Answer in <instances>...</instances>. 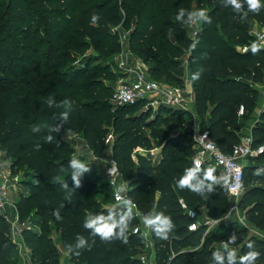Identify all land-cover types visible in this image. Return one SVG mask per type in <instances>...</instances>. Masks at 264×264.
Wrapping results in <instances>:
<instances>
[{"label": "trees", "instance_id": "16d2710c", "mask_svg": "<svg viewBox=\"0 0 264 264\" xmlns=\"http://www.w3.org/2000/svg\"><path fill=\"white\" fill-rule=\"evenodd\" d=\"M240 2L243 11L248 12L246 18L232 6L225 7L226 0H0V145L12 169H24L25 177L30 178L29 194L20 198L17 207L21 221L30 215L39 218V230L23 232L34 264H61L53 232L60 235L75 264H142L139 256L145 250L141 249L139 239L146 241L128 228L127 242L122 238L106 242L84 227L89 215L108 212L91 199L101 176L85 165L89 171L79 174L80 187L75 186L74 170L69 166L75 158V148L64 136L63 128L59 133H51V143L45 139L48 128L59 124L51 115L45 94L52 99L61 95L71 101L69 119L63 126L71 122L76 133L82 130L85 142L99 157L106 150L110 134L106 126L111 123L112 153L123 178L136 172L133 186L137 188L131 189V196L145 215L163 213L175 225L167 240L151 232L156 264H212V253L224 252L223 243L233 233L238 239L229 247L237 252V264L239 257L250 250V242L261 253L254 264H264V237L250 234L245 225L231 222L226 229L222 223L208 232L205 226L197 231L188 229L192 220L179 200L183 199L192 210L205 207L208 218L221 220L229 209L223 183L213 185L214 191L204 195L179 188L177 182L185 170L195 166L192 157L178 154L177 149L174 150L177 158L163 160L160 170L145 156H139L136 162V149L154 148L152 136L144 131L143 115L136 113L142 101L113 110L105 101L109 88L98 90L92 101H77L76 85L84 70L80 65L69 66L97 41L105 53L109 52L112 40L107 27L121 23L118 10L122 8L125 25L136 20L134 34L139 35L132 41V48L153 49L157 54L156 80L164 78L167 84L184 87L182 57L185 51H190L191 76L201 72L198 80L191 79L196 108L202 117L200 129L208 130L220 149L230 152L242 141L241 120L251 116L257 107L260 98L257 85L264 84V47L256 54L251 48L246 52L241 50L254 40L251 25L264 26V0L259 13L248 11L246 0ZM193 3L206 10L212 22L202 21L201 29L191 38L184 22L176 16L180 9L191 12ZM94 14L99 17L96 23L92 22ZM184 19L187 21V14ZM173 22L174 40L166 35ZM194 41H198L195 49L191 48ZM90 62L87 59V67ZM241 106L245 109L242 118L238 115ZM66 110L69 109L65 106L58 112ZM182 114L181 109L171 108L161 119L162 123L185 124ZM34 125L41 126L39 133L32 132ZM192 137L193 131L181 135L186 139ZM36 144L40 145L38 151ZM260 145H264V111L252 129V146ZM209 168L214 169L216 177L222 176L213 167L204 166L201 171ZM260 168H264V151L245 167L246 191L240 206H246L248 222L264 231V174H255ZM64 183L67 189L62 186ZM103 183L111 189L109 182ZM140 195L142 200L138 199ZM139 222L134 215L129 226ZM221 229L225 231L220 233ZM78 236L87 239L92 247L76 249ZM16 253L10 225L0 219V264H18Z\"/></svg>", "mask_w": 264, "mask_h": 264}, {"label": "rangeland", "instance_id": "374dc122", "mask_svg": "<svg viewBox=\"0 0 264 264\" xmlns=\"http://www.w3.org/2000/svg\"><path fill=\"white\" fill-rule=\"evenodd\" d=\"M120 2L128 1V0H119ZM200 10L198 6L193 3L192 4V11ZM1 11V10H0ZM118 14L122 16V21L118 25H108L107 29L110 33V39L112 42L109 44V52L105 53L100 42L93 46H88L85 49V52L82 55H77V59L74 62H70L69 66L80 65L83 68V73L79 82L76 85V91L78 93L76 100L81 102L92 101L96 97V93L98 90L102 91L103 89L109 88L110 92L107 94V98L105 99L108 105L113 107V110L117 109L116 103L113 101L112 94L116 88V86L121 82H126L130 80V71L135 69L136 67H141L142 69L148 70L151 77L154 79L156 78V72L154 70L158 67L157 61V54L153 49L149 50H142L140 48H132L131 43L135 41L139 34H134V30L136 29V20L133 19L130 25H125V19L123 18L125 12L122 8L118 10ZM184 27L186 29V33L188 36L194 38V30L195 27H192L190 23H184ZM166 35L173 39L175 38L174 35V22L172 23L171 28L167 29ZM103 52V53H102ZM190 51H185L183 55V63L187 61L188 55ZM90 58V63L88 67L86 66L87 59ZM100 59V60H97ZM157 60V61H156ZM87 67V68H85ZM77 66H75V69ZM74 71V70H73ZM72 71V72H73ZM188 71V72H187ZM186 67L184 66V83L185 86L187 84L188 73L191 74V67L188 63ZM163 84H167L165 79H160ZM70 81H72L70 79ZM187 87V86H186ZM99 96V95H98ZM45 98L47 94L44 95ZM187 101H191L190 94H186ZM64 101V96L56 95L53 98V106L52 108V117L56 119L59 123L60 121V112L65 106L57 107V104H62ZM171 108L158 105L154 103L153 98H146L142 100V104L139 106L136 113L142 114L144 117V131L151 135L154 141V148L151 151L138 148L134 151V158L138 162L139 156H145L149 159L152 166L156 167L160 170L161 163L163 160L168 159L170 157L177 158L174 150H178V154L184 156H195V146H193L194 139L192 138H181V135L186 131H194L195 129L200 127L202 117L199 115L196 105L191 104L188 110L181 109L183 111L182 117L185 121V124L180 126H167L162 123V118L168 115V112ZM179 109V108H177ZM264 111V109H263ZM63 112V111H62ZM263 113V112H262ZM261 113V115H262ZM253 115V114H252ZM251 116L246 119H242L240 125L244 127V131L240 129L239 134L241 137H249L252 135L250 125L255 124L257 125L261 120V115L259 119H256V122H251ZM83 127V122H82ZM107 128H110V134L108 136V142L106 146V150L102 153L105 156L110 152V145L112 142V131H111V123H107ZM64 136L69 137V139L75 144V153L74 157L79 159L82 163L86 166H89L91 169L97 171L101 176L99 182L95 184L94 187V194L92 195L91 199L92 202L95 204H100L103 209L107 211L114 206L119 209L120 207L113 201L112 198V188L104 187L103 182H108V178L105 172V166L103 163L99 162L98 160L94 159V155L91 153L89 147L86 145L85 141L83 140V132L74 131V126L71 122L64 124L63 126ZM251 133V134H250ZM164 137H167V141L164 140ZM170 147V148H169ZM140 150V151H139ZM102 155V157H105ZM99 157V156H97ZM250 163V162H249ZM1 173H6L10 175V182H9V191L7 196V205H6V212L9 216L11 222L17 220V212L16 206H18L19 200L23 195L29 194V186H27V181H30V178L25 177V170L24 169H16L13 170L11 167V161L7 160L5 157V153L0 145V175ZM136 172H133L130 175H124V180L130 184L132 187L131 189L137 188V186H133L135 181ZM256 182V180L254 181ZM20 194V195H19ZM139 193H136L138 196ZM108 197V199H107ZM139 200L143 199V196L140 195L138 197ZM16 202V203H15ZM246 206H240V213L241 216H245V219L239 217L238 221H234L233 223L238 225H245L248 222L246 217ZM242 212V213H241ZM106 212L103 215H107ZM39 218L34 215H30L28 218L24 219L23 222L26 224L32 225L35 229L39 230ZM232 221V220H231ZM230 221V222H231ZM9 224L8 222H6ZM249 224V222H248ZM10 225V224H9ZM219 226V225H218ZM218 226L213 227V229L218 228ZM247 226V224H246ZM134 226H129L128 228H133ZM249 228V233H254L253 226H247ZM11 228V225H10ZM224 231L223 229L220 230V233ZM264 233V231H262ZM12 234V233H11ZM55 233L53 232V235ZM256 234V233H254ZM55 236V235H54ZM21 238V237H20ZM23 244V241H22ZM139 244L142 250H147L146 241L142 238L139 239ZM25 250L23 244V252ZM69 252V250H66ZM28 253L30 254V250L28 249ZM70 255V252H69ZM15 259L18 260V263L21 259V247L17 244V253L15 255ZM60 257V253H59ZM25 258L27 264H32L31 260H29V256L25 254ZM71 258V255H70ZM61 261V259H60ZM61 264L62 261H61ZM86 264V263H84Z\"/></svg>", "mask_w": 264, "mask_h": 264}, {"label": "built area", "instance_id": "2783aa9c", "mask_svg": "<svg viewBox=\"0 0 264 264\" xmlns=\"http://www.w3.org/2000/svg\"><path fill=\"white\" fill-rule=\"evenodd\" d=\"M201 23L202 21L198 20L190 23L192 27L196 28L193 32L194 36L201 29ZM250 34L253 36L254 40L250 45L241 48L242 52L248 51L253 43H257L260 47H264V27L258 28L257 26H251ZM130 72V80L119 83L114 90L113 101L117 106L135 104L139 101L145 100L146 98H153L154 103L158 105L185 110H188L191 104H194V106L196 105L194 95L187 91L186 86L182 87L178 85L163 84L151 77L148 70L142 69L141 67H136ZM186 94H190L191 101H187ZM238 115L240 118L245 115L244 106L240 107ZM193 139L196 151L195 156L192 158L194 166H196V162L199 161L200 168L204 166L213 167L218 169L222 175L229 177V185L228 187H225L229 201V209L221 220L210 219L201 214L200 210L197 211L190 209L188 204L183 199L179 200L182 208L192 220L188 229L190 231H197L201 227L205 226L207 227L208 232L215 226L222 223L226 224L228 219L234 214L240 213V200L246 191L244 186L245 167L249 164L251 159L257 158L264 151V145L253 147L251 135L243 138L239 144L233 146L230 152H224L211 138L210 132L208 130H201L200 127L193 131ZM94 159L103 163L105 166V174L113 191V201L119 207H122L120 200L117 198L119 196L123 199H131L135 205L133 213L135 217L139 218L140 222L132 228V233L143 236L146 240L148 248L139 256L141 263L156 264L154 243L151 240L152 230L144 225L143 216H145V214L140 209L137 201L131 196L130 192L132 187L124 180L122 172L113 157V153L105 157H95ZM9 182L10 175L1 173L0 219H4L11 225L12 239L21 247V254L25 255L27 254V251L24 250L23 252V244L19 238L23 237V232L25 230L35 228L32 225L21 221L19 216H17V220L11 222L9 216L7 215L6 205ZM237 183H239L241 187L233 192L232 187ZM120 185H124L126 187L125 192H117V188Z\"/></svg>", "mask_w": 264, "mask_h": 264}, {"label": "clouds", "instance_id": "9594fccd", "mask_svg": "<svg viewBox=\"0 0 264 264\" xmlns=\"http://www.w3.org/2000/svg\"><path fill=\"white\" fill-rule=\"evenodd\" d=\"M248 11L253 13H259L262 4L261 0H246ZM232 6V8L237 12H242V18H246L248 12L243 11V6L240 0H226L225 7ZM187 14V21H185V15ZM99 17L97 15L92 16V22L96 23ZM176 19L178 21H183L184 23H191L194 21H204L207 23H211V17L208 16L206 10L200 9L196 11L186 12L185 9H180ZM198 41H194L191 45V48L195 49ZM251 51L253 54H256L260 51V45L257 43H253L251 45ZM202 71V70H201ZM201 72L198 71L192 74L191 79L193 81L198 80L200 78ZM47 104L49 107L53 106L52 97L48 98ZM66 106L69 110L63 111L60 113V123L55 126H51L48 128L49 135L46 136V141L51 143L53 140V136L51 133H59L63 128V122H66L69 119V111L71 110V101L64 100L62 104H57V107ZM41 131V126L34 125L32 127L33 133H39ZM36 150L38 151L40 148L39 144H36ZM69 166L73 171L72 179L75 183L76 187H80V180L78 178L81 172H88L89 168L85 166L79 159L73 158L69 162ZM111 171V170H110ZM256 175L264 174V168L257 169L255 171ZM59 179L58 177L56 178ZM223 183L225 187L229 185V177L226 175H222L220 177H216L214 175V169H207L203 172L199 166V161L196 162V166L186 169L184 175L178 180V187L181 189L188 188L190 191L204 195L206 192H213V185L218 183ZM65 189L68 188L67 183L62 185ZM241 185L237 183L232 187V191L235 192ZM126 191V187L124 185H120L117 188L118 193H123ZM120 200L122 207L118 210L115 206L108 210L107 215H89L84 222V227L86 229L91 230V235L99 236L101 240L110 242L114 238H122L124 242H127L125 233L129 227L130 222L134 219L133 209L135 207L133 201L131 199H123L121 197H117ZM59 219V213H54ZM144 225L151 229L155 235L162 239L167 240L169 238V233L173 231L175 225L172 222L171 217L164 215L163 213L156 214H146L143 216ZM238 237L235 233L229 236L228 240L224 243L223 248L224 252L219 250L212 253V264H237V252L234 248H230L229 245L235 244ZM71 247V246H70ZM76 249H83L92 247L89 244L88 240L82 236H78L76 238ZM248 248L250 249L245 255L239 257V264H254V262L260 257L261 253L254 250L253 243L250 242L248 244ZM79 255V252H76Z\"/></svg>", "mask_w": 264, "mask_h": 264}, {"label": "crops", "instance_id": "0c3cea01", "mask_svg": "<svg viewBox=\"0 0 264 264\" xmlns=\"http://www.w3.org/2000/svg\"><path fill=\"white\" fill-rule=\"evenodd\" d=\"M252 27L253 26H257L258 28H262V27H264V26H262V25H260V24H257V23H253L252 25H251ZM191 38H193V37H191ZM185 67H186V71H187V66H188V58H187V61L185 62V65H184ZM188 72V71H187ZM186 86H187V91L188 92H190L191 94H193V85H192V80H191V74L190 73H188V79H187V84H186ZM257 88L260 90V98H259V100H258V103H257V107H256V109H255V111H254V113H253V115H252V117H251V119H250V121L251 122H256V119L258 120L259 119V117H260V115H261V113L263 112V109H264V84H258L257 85ZM255 126V124H252V125H250V131H251V133H252V129H253V127ZM241 129H242V131H244V127H242L241 126ZM250 133V134H251ZM67 138V140L74 146V148H76V146H75V144L69 139V137H66ZM112 142H111V145H110V152H109V154H111L112 153V145H113V141H114V135H113V133H112ZM242 139H243V137H241ZM245 138V137H244ZM83 140L85 141V139H84V137H83ZM86 143V142H85ZM86 145H87V143H86ZM88 146V145H87ZM89 147V149H90V151H91V153L94 155V158L95 157H97V155L94 153V151H93V149L90 147V146H88ZM140 148V147H139ZM140 151V150H139ZM149 151V150H148ZM151 151V150H150ZM108 154V155H109ZM20 195V194H19ZM159 195V194H158ZM16 203V202H15ZM17 207V206H16ZM200 210V213L201 214H203V215H205L206 217H208L207 216V209L205 208V207H202V208H200L199 209ZM16 212H17V216H19V211H18V207L16 208ZM242 213V212H241ZM239 217L240 218H242L243 220L245 219V216H241V214L239 215V214H234L231 218H229L228 219V221L226 222V229H227V227L229 226V224L231 223V222H234V221H238L239 220ZM232 220V221H231ZM234 220V221H233ZM231 221V222H230ZM246 224H247V226H253L252 224H248V222L247 223H245V226H246ZM254 227V233H256V235H259V236H261V237H264V233H262V231L261 230H259V229H257L255 226H253ZM224 231H225V229H224ZM223 232V231H222ZM254 233H252V234H254ZM55 236H53V238H54V240H55V243H56V245H57V247H58V250H59V253H60V259H61V261H62V263L63 264H75L73 261H72V259L70 258V255H69V252L68 251H66L67 249L63 246V244H62V241H61V237H60V235L57 233V232H55V234H54ZM19 239H21V241H23V244H24V247H25V250L27 251V256H29V260H31V262H32V259H31V256H30V254L28 253V247L26 246V244H25V241H24V238L23 237H21V238H19ZM18 264H27V261H26V258H25V255H23V254H21V259H20V262L18 263ZM32 264H34L33 262H32Z\"/></svg>", "mask_w": 264, "mask_h": 264}]
</instances>
